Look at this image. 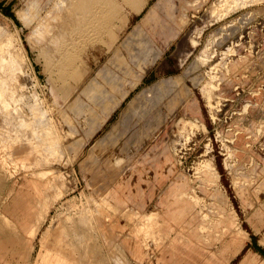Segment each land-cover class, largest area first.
Listing matches in <instances>:
<instances>
[{
    "label": "rangeland",
    "instance_id": "1",
    "mask_svg": "<svg viewBox=\"0 0 264 264\" xmlns=\"http://www.w3.org/2000/svg\"><path fill=\"white\" fill-rule=\"evenodd\" d=\"M169 1L168 15L162 2L146 0L128 19L126 34L116 43L118 50L97 44L74 53L66 51L79 38L68 36L67 29L79 22L65 17L84 13L88 5L81 0H0V201L19 177L35 176L61 183L69 195L67 205L88 206L94 198L81 188L85 181L79 162L75 168L81 189L70 186L73 158L63 146L56 105L71 118L77 147L83 152L81 162L96 142L109 141L110 126L139 91L143 93L135 105L143 104L144 96L152 99L144 108L141 130L127 133L137 141L119 154L123 175L110 182L109 189L110 183L101 181L106 185H100L97 195L120 183L123 199L137 190L146 198L150 191L154 197L165 183L161 179L169 174L168 167L173 169L170 174L200 178L196 167L201 161L204 176H213V169L225 174V179L210 187L216 185L231 196L241 189L242 195L248 194L251 188L254 196L264 195V186L260 188L264 183V0ZM152 7L161 16L153 30V21L145 19ZM140 30L152 41L143 80L86 143L90 115L67 104L94 108L100 114L102 99L89 98L93 86H104L111 101L129 88L138 62L123 44L133 41ZM73 67L75 73L60 78ZM112 76L117 83L114 90L107 83ZM176 92L181 96L172 108L170 98ZM185 100L193 108L191 112L184 111ZM131 116L129 110L124 122ZM179 116L196 119L198 124L186 121L187 128L181 132ZM237 146L245 150L241 160L228 153ZM243 174L248 178L242 179ZM202 183L206 182H198ZM153 197L144 209H155ZM124 216L130 221L134 217L131 213ZM144 218L152 222L154 215ZM129 230L130 224L125 222L124 236ZM122 261L137 264L127 248Z\"/></svg>",
    "mask_w": 264,
    "mask_h": 264
},
{
    "label": "crops",
    "instance_id": "2",
    "mask_svg": "<svg viewBox=\"0 0 264 264\" xmlns=\"http://www.w3.org/2000/svg\"><path fill=\"white\" fill-rule=\"evenodd\" d=\"M145 1L81 0L82 5L89 6L87 10L73 18L65 17L79 22L67 29L70 30L68 36L79 39L75 40L74 48L66 52L75 53L85 46L97 44L105 45L107 50L115 47L118 50L116 43L126 34L128 19ZM158 2H162L169 15L170 1ZM160 18L154 7L145 17L153 21L151 30ZM146 35L140 30L133 41L123 44L129 55L137 60L138 71L131 73L133 80L129 88L120 93L116 101L107 99L104 86L95 85L89 91V98L102 99L100 114L95 113L94 108L67 104L72 110L90 115L91 129L86 143L143 80L148 65L145 61L152 46ZM72 72L75 73L74 67L61 73L60 78L64 80ZM107 83L111 90L117 86L114 76L109 77ZM156 85L160 86V82ZM178 92L170 98L172 108L178 105L181 96ZM142 93L137 92L128 101L120 119L110 126L106 134L109 141L96 142L81 162L83 152L77 147L71 118L64 108L56 105V121L64 138L63 146L73 158L70 186L76 190L84 188L94 199L84 207L67 205L65 199L69 195L61 183L35 176L19 177L0 201V264H124L125 248L137 264H264V195L254 196L251 188L248 194L242 195L241 189L233 191L231 196L223 188L209 186L216 180L225 179V174L214 173L208 178L202 172L200 178L186 177L170 174L173 169L168 167L169 174H164L165 178L161 179L165 183L154 197L150 191L146 198L137 190L132 197L123 199L120 183L108 190L110 182L123 175L125 170L120 167V152L137 141L127 133L141 130L144 108L152 99L144 96L145 102L135 105ZM182 106L186 113L193 110L186 100ZM129 110L132 116L124 122L123 117ZM186 121L198 124L196 119L179 116L177 122L181 132L187 128ZM235 149L239 160L243 159L245 150L241 146ZM165 161L169 163L168 156ZM78 162L85 181L80 189L75 168ZM242 176V179L248 178L246 174ZM101 181H108L110 185L105 193L97 195L100 185L102 188L106 185ZM199 181L206 183L199 185ZM263 186L264 183L260 188ZM239 192L241 195L237 194ZM152 197L155 209L148 211L144 206ZM127 213L133 214L132 221L125 218ZM150 214L154 215L152 222L144 218ZM125 222L130 224V230L124 236Z\"/></svg>",
    "mask_w": 264,
    "mask_h": 264
},
{
    "label": "bare ground",
    "instance_id": "3",
    "mask_svg": "<svg viewBox=\"0 0 264 264\" xmlns=\"http://www.w3.org/2000/svg\"><path fill=\"white\" fill-rule=\"evenodd\" d=\"M70 31V30H69ZM211 101V100H210ZM208 105H209V102H208ZM210 107V106H209ZM200 126H203V127H205L203 124L202 125H200ZM229 155L230 156H235V158H237V150L234 148L233 150L232 149H230L229 150ZM237 160H239L238 158H237ZM203 161H201L199 164H198V166L196 167V172L197 173H201L202 174V172H203ZM200 168H202V169H200ZM213 171H214V173H217V171H216V169H213ZM90 260V259H89Z\"/></svg>",
    "mask_w": 264,
    "mask_h": 264
}]
</instances>
